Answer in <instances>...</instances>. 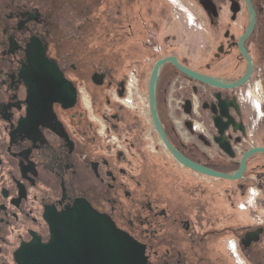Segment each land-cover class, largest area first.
I'll list each match as a JSON object with an SVG mask.
<instances>
[{
	"label": "flooded vegetation",
	"instance_id": "obj_1",
	"mask_svg": "<svg viewBox=\"0 0 264 264\" xmlns=\"http://www.w3.org/2000/svg\"><path fill=\"white\" fill-rule=\"evenodd\" d=\"M168 5L0 0V264H113L121 233L137 264H264V0H189L191 61ZM168 57L218 84L166 63L156 85L169 144L215 176L138 100Z\"/></svg>",
	"mask_w": 264,
	"mask_h": 264
},
{
	"label": "water",
	"instance_id": "obj_2",
	"mask_svg": "<svg viewBox=\"0 0 264 264\" xmlns=\"http://www.w3.org/2000/svg\"><path fill=\"white\" fill-rule=\"evenodd\" d=\"M243 51V50H242ZM166 63H171L172 65H174L177 70L183 74L184 76L190 78V79H199L201 81H203L205 84H209V85H218L216 82H214L211 79H208L206 77H202L200 75H197L196 73H194L192 70L180 65L175 58L173 57H168L165 58L163 60L158 61L155 66L152 69V72L150 74V78H149V83H148V89H147V99H148V107H149V112H150V117L153 123V126L156 130V132L158 133L162 143L164 144V146L167 148V150L171 153V155H173V157H175V159L177 161H179L180 163H182L183 165H185L186 167L195 170V171H199L202 172L206 175H211V176H215L217 175L214 172H211L209 170L203 169L195 164H193L192 162L186 160L181 154H179L168 142L164 131L162 129L161 123H160V119H159V112H158V105H157V97H156V85H157V80H158V72L159 69ZM249 72L250 70L245 74V76L239 80L237 83L231 85V86H238L242 83H244L248 77H249ZM241 170L233 177H229V178H234V177H238L240 175ZM74 210V209H73ZM77 218L76 215H74L72 217V219ZM80 218V217H79ZM84 219H87V227L88 230L91 229L92 227L96 228L99 227L101 225V223L98 222V225H92L91 221L92 219H95V215L94 213L88 211L87 215L83 216ZM94 234H96L95 232H93ZM92 232L88 231V235L89 237L91 235H93ZM90 240H89V244H90ZM129 243L127 237L125 235H123L121 233L120 235V256H119V261L118 259L113 263V264H137L136 261L131 260V262L128 260V257L126 256V250L127 249V244ZM90 248V247H89ZM95 250L97 251V248H95ZM89 251H91L89 249ZM117 258V257H116ZM115 258V259H116ZM25 264H34L33 263V255L30 253L27 258H26V262ZM89 264H102V263H96L95 262H90ZM106 264V263H104Z\"/></svg>",
	"mask_w": 264,
	"mask_h": 264
},
{
	"label": "rangeland",
	"instance_id": "obj_3",
	"mask_svg": "<svg viewBox=\"0 0 264 264\" xmlns=\"http://www.w3.org/2000/svg\"><path fill=\"white\" fill-rule=\"evenodd\" d=\"M178 4V8L183 10L174 9V6L168 5L167 15L164 17V20L159 24V28L161 30H165L166 34L171 37H176V42L178 47H180V52L183 57L191 61V57L193 55L194 50V37H193V21H194V12L187 7V3L189 0H172V3ZM175 15H177V19H175ZM138 100L145 104V100H147V95L145 91L139 93ZM139 111L141 113L142 118L148 124L147 130L152 129L151 121L147 117V108L146 106L140 105L138 106Z\"/></svg>",
	"mask_w": 264,
	"mask_h": 264
},
{
	"label": "built area",
	"instance_id": "obj_4",
	"mask_svg": "<svg viewBox=\"0 0 264 264\" xmlns=\"http://www.w3.org/2000/svg\"><path fill=\"white\" fill-rule=\"evenodd\" d=\"M129 86L131 87V92L135 91V79L134 77H130Z\"/></svg>",
	"mask_w": 264,
	"mask_h": 264
}]
</instances>
